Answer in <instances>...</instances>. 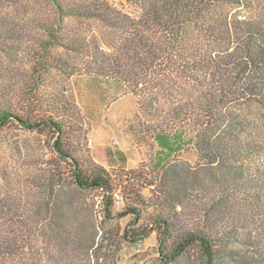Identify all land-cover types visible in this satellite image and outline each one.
<instances>
[{"label": "trees", "instance_id": "obj_1", "mask_svg": "<svg viewBox=\"0 0 264 264\" xmlns=\"http://www.w3.org/2000/svg\"><path fill=\"white\" fill-rule=\"evenodd\" d=\"M43 3L55 16L39 20L44 40L33 37L34 79L10 65L29 34L13 12ZM54 71L121 81L157 121L136 137H188L196 166L156 164L147 196L133 181L141 167L115 174L94 161L69 89L43 83ZM250 105L264 110V0H0V133L49 135L61 161L29 164L15 185L0 159V264H95L86 257L99 261L112 236L153 233L165 263L264 264V142L247 137ZM97 202L105 221L130 217L115 235L90 225Z\"/></svg>", "mask_w": 264, "mask_h": 264}, {"label": "rangeland", "instance_id": "obj_2", "mask_svg": "<svg viewBox=\"0 0 264 264\" xmlns=\"http://www.w3.org/2000/svg\"><path fill=\"white\" fill-rule=\"evenodd\" d=\"M35 7L36 10L27 14L13 12L14 16L22 23L28 20L27 26H25L29 34L26 37V42H23L20 49L16 51L15 58L10 61L11 66L28 70L29 75H33L34 79L38 75L37 66L42 52L39 42L35 41L33 37L44 40L46 34L39 27L41 23L39 20L44 21L55 16L51 6L46 3ZM65 23L76 28L81 26L80 22L72 20H66ZM55 52L60 54L61 50L57 49ZM6 60L4 61L8 63L9 59ZM47 77L46 81L43 79V83L47 86L54 84L56 87L54 92L66 85L70 95L74 97L81 108L88 129L89 151L87 154L115 174L117 172L127 174L141 167L144 177H139L135 173L133 181L145 195H150L147 183L155 178L156 164H176L179 168L184 169L196 166L199 159L188 137L170 136L164 141H157L153 138L145 139L141 134L136 137L133 129H143L140 124L151 125L157 121L150 118L139 107L134 93L121 81L100 76L66 78L56 71L48 74ZM45 90L49 92V95L53 92L51 87H47ZM14 103L18 109L23 105V102L18 98ZM245 107L244 111L252 123L251 131L247 133V137L264 142V110L256 105ZM51 144L52 138L49 135L22 129L19 126H12L0 133V159L7 165L9 176L14 179L15 185L21 177H24L27 170L29 171V164L33 165L38 161H58V165L61 163L51 149ZM89 196L100 201L96 192H92ZM118 199L117 208L120 209L124 200ZM93 216L94 221L91 220L90 225L94 223L96 226L105 227L114 235L130 219V217L111 218L105 221L99 202L95 206ZM85 220V217H82L79 223L85 222ZM101 234L102 232L98 236L99 242L102 241ZM113 234L111 233V235ZM102 243L105 245L102 251L104 256L99 257V261H97V252H92L90 257H86V260L90 259L95 264H198L195 255L180 257L177 261L165 263L161 260L162 255L159 253L155 233L138 243L123 240L119 235L112 236L111 240Z\"/></svg>", "mask_w": 264, "mask_h": 264}]
</instances>
